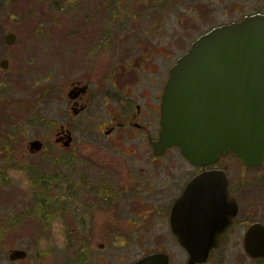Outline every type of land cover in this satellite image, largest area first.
I'll list each match as a JSON object with an SVG mask.
<instances>
[{
    "label": "flooded vegetation",
    "instance_id": "flooded-vegetation-1",
    "mask_svg": "<svg viewBox=\"0 0 264 264\" xmlns=\"http://www.w3.org/2000/svg\"><path fill=\"white\" fill-rule=\"evenodd\" d=\"M108 2L78 1L64 12L57 4L52 14L39 11L37 25L28 28L25 50L31 39L37 48L52 41L62 51L89 53L64 65L59 120L36 111V124L48 128L25 141L26 186L18 188L19 213L8 220L32 228L39 264H264V159L247 164L228 148L213 161L194 163L177 144L159 146L173 63L203 32L264 8L244 12L233 5L229 12L239 11L237 17L185 41V33L166 26L164 13L137 26L136 13L111 7L119 0ZM173 47L182 52L174 56ZM25 131L21 125L20 137ZM15 136L7 131V146ZM194 178L193 201L183 205L192 211L181 206L185 213L176 217V202ZM177 220L202 241L195 251L179 240ZM25 239L7 238L10 264L28 257ZM14 249L25 256L11 259Z\"/></svg>",
    "mask_w": 264,
    "mask_h": 264
},
{
    "label": "water",
    "instance_id": "water-1",
    "mask_svg": "<svg viewBox=\"0 0 264 264\" xmlns=\"http://www.w3.org/2000/svg\"><path fill=\"white\" fill-rule=\"evenodd\" d=\"M15 38L6 30L4 43ZM7 64V58L0 60V68ZM160 120L159 146L177 144L194 163L213 161L228 148L247 164L264 159V12L215 26L191 43L170 69ZM196 182L176 202V217L185 213L186 201H193ZM173 228L190 250L202 243L196 231H184L178 220ZM25 254L14 249L9 257Z\"/></svg>",
    "mask_w": 264,
    "mask_h": 264
},
{
    "label": "rangeland",
    "instance_id": "rangeland-1",
    "mask_svg": "<svg viewBox=\"0 0 264 264\" xmlns=\"http://www.w3.org/2000/svg\"><path fill=\"white\" fill-rule=\"evenodd\" d=\"M78 1L11 0V16L8 17L7 0H0V60L5 57L10 60L7 68H0V264H10L7 254L3 252L7 238H27L24 244L29 250V255L16 264H39L34 253L35 233L32 232V228L28 225L17 226L16 222L12 224L8 220L9 216L14 218L19 213L21 195L18 194L20 193L18 188L26 186L21 167L24 160L21 154L27 139L48 128V126L40 127L36 124L37 109L48 120L57 121L59 118L57 117L58 89L67 79L64 65H67L69 59L73 60L75 57L85 59L86 54L89 53L79 50L62 51L57 49L52 41L44 42L45 45L37 48L35 44L38 42L31 39L27 41L33 42V47L25 50V35L29 31L28 28L31 29L37 25L39 11L52 14L56 11L54 6L57 7L59 4L64 6L62 8L64 12L72 9L71 6L77 5ZM119 1L121 2L119 7L115 3L110 4V0L108 3L112 5L111 7L115 6L114 9L126 11L130 16L131 13H136L140 17L139 20H135L137 26L152 20L156 13L157 15L164 13L166 26H170L176 33H185V41L195 38L199 32L205 31L214 23L237 17L240 14L239 11L232 14L229 12L233 5L244 12L252 11L259 6L264 8V0ZM241 4H244V10ZM151 12L153 13L150 14ZM144 13L150 15L142 16ZM182 17L186 18V23L180 24ZM49 23L50 20H47L44 25H50ZM8 29L16 34V40L9 46L4 43V34ZM175 47L172 48L174 56L182 52ZM26 121L34 122V125L24 126ZM21 125L26 129V136L20 137ZM7 131L16 135L9 142L10 144L8 143L11 146V154L7 153ZM42 156L39 155L38 158ZM37 169L50 170L45 166H37ZM15 243H19V240L17 239Z\"/></svg>",
    "mask_w": 264,
    "mask_h": 264
},
{
    "label": "trees",
    "instance_id": "trees-1",
    "mask_svg": "<svg viewBox=\"0 0 264 264\" xmlns=\"http://www.w3.org/2000/svg\"><path fill=\"white\" fill-rule=\"evenodd\" d=\"M7 149H9V145L7 146Z\"/></svg>",
    "mask_w": 264,
    "mask_h": 264
}]
</instances>
